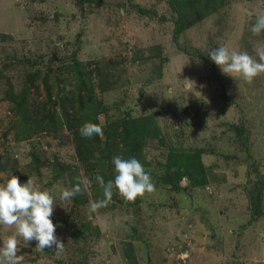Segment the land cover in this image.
<instances>
[{"label": "rangeland", "instance_id": "obj_1", "mask_svg": "<svg viewBox=\"0 0 264 264\" xmlns=\"http://www.w3.org/2000/svg\"><path fill=\"white\" fill-rule=\"evenodd\" d=\"M188 4L0 0V182L48 190L64 243L19 238L22 264H264V74L233 78L208 56L226 45L255 58L264 0ZM85 122L104 138L82 137ZM116 155L137 158L155 190L127 202L113 189L90 212Z\"/></svg>", "mask_w": 264, "mask_h": 264}, {"label": "clouds", "instance_id": "obj_2", "mask_svg": "<svg viewBox=\"0 0 264 264\" xmlns=\"http://www.w3.org/2000/svg\"><path fill=\"white\" fill-rule=\"evenodd\" d=\"M256 36L264 32V10L257 11L255 22L250 28ZM253 51L255 58L247 51H238L226 45L209 50L208 56L225 75L242 78L246 82L258 75L264 74V43H257ZM82 137L104 138L102 126L85 122L79 129ZM114 165V180L107 183L97 172L95 179L103 192V199L89 202V211L96 212L107 206L113 196V189L127 202L134 201L146 192L155 190V184L149 172L135 158H123L116 155L112 158ZM81 183L78 180L73 188H62L60 199L68 201L81 193ZM54 197L48 190H42L32 178L21 183L19 177L9 174L0 182V226L14 229L11 234L0 237V264H22L23 256L18 255L19 238L28 245L35 241V248L44 251L54 248L57 254L63 251L64 243L55 235L56 225L53 223Z\"/></svg>", "mask_w": 264, "mask_h": 264}, {"label": "trees", "instance_id": "obj_3", "mask_svg": "<svg viewBox=\"0 0 264 264\" xmlns=\"http://www.w3.org/2000/svg\"><path fill=\"white\" fill-rule=\"evenodd\" d=\"M179 4L180 6H188V7H191L189 4H188V0L186 1V4H185V1L184 0H179Z\"/></svg>", "mask_w": 264, "mask_h": 264}]
</instances>
